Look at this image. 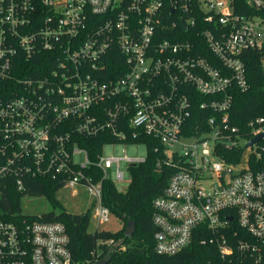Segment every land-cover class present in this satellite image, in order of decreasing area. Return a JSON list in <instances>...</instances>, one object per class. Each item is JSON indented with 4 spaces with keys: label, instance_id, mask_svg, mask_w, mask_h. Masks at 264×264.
I'll use <instances>...</instances> for the list:
<instances>
[{
    "label": "built area",
    "instance_id": "built-area-1",
    "mask_svg": "<svg viewBox=\"0 0 264 264\" xmlns=\"http://www.w3.org/2000/svg\"><path fill=\"white\" fill-rule=\"evenodd\" d=\"M248 51L264 53V0H0V190L51 177L108 223L104 182L130 184L151 137L175 169L155 251L196 239L216 247L206 264H264V117L232 122ZM105 133L146 155L92 159L75 140ZM69 244L60 222L0 220V264H74Z\"/></svg>",
    "mask_w": 264,
    "mask_h": 264
},
{
    "label": "trees",
    "instance_id": "trees-1",
    "mask_svg": "<svg viewBox=\"0 0 264 264\" xmlns=\"http://www.w3.org/2000/svg\"><path fill=\"white\" fill-rule=\"evenodd\" d=\"M263 58L264 53L259 51H248L243 56L250 89L244 93L235 90L232 106V122L240 128L253 118L264 117ZM24 67L21 66L22 69ZM75 140L88 150L92 159L102 154L104 146L116 142L107 133L90 138L77 136ZM141 141L147 143V158L144 163L129 168L131 182L127 190L118 191L111 180H106L103 185V204L121 222L117 230L90 231L93 208L80 214L69 212L57 197L63 184L51 177L28 180L25 194L9 188L0 190V220L21 223L25 219L28 222L40 220L64 224L70 237L69 248L74 264H91L97 258H107L106 264H206L215 257L216 247L202 245L196 239L175 255H161L155 251L157 228L153 223V203L163 195L175 169L165 163L164 147L158 140L143 137ZM258 163L264 165V159ZM25 196L44 197L50 204V211L21 217ZM130 221L135 223L136 230L126 238L125 230ZM110 240L114 241L113 249L106 244Z\"/></svg>",
    "mask_w": 264,
    "mask_h": 264
},
{
    "label": "rangeland",
    "instance_id": "rangeland-1",
    "mask_svg": "<svg viewBox=\"0 0 264 264\" xmlns=\"http://www.w3.org/2000/svg\"><path fill=\"white\" fill-rule=\"evenodd\" d=\"M264 67V65H263ZM104 156H124L125 154L132 157H144L146 155V149L144 146H106L103 152ZM129 180L126 174V180L124 183L116 184L117 190L120 192H125L128 188ZM77 190L76 194L74 191ZM58 200L63 203L65 208L74 214H80L86 212L90 208V197L88 193L80 188L66 187L57 193ZM22 211L28 215H41L42 213L50 211L51 207L49 202L44 197H24L22 199ZM111 220L108 223L99 224L94 213L90 220V231L94 232L96 229H108L117 230L120 225L119 219L111 215Z\"/></svg>",
    "mask_w": 264,
    "mask_h": 264
},
{
    "label": "water",
    "instance_id": "water-1",
    "mask_svg": "<svg viewBox=\"0 0 264 264\" xmlns=\"http://www.w3.org/2000/svg\"><path fill=\"white\" fill-rule=\"evenodd\" d=\"M263 138V135H259L258 137L254 138L251 142H250V145H253L255 142H257L258 140L262 139ZM136 230V225L134 222L130 221L127 226H126V230H125V237L128 238V237H131L134 232ZM118 245H116L115 247H117ZM108 262V259L105 258L99 262H97L96 264H106Z\"/></svg>",
    "mask_w": 264,
    "mask_h": 264
},
{
    "label": "crops",
    "instance_id": "crops-1",
    "mask_svg": "<svg viewBox=\"0 0 264 264\" xmlns=\"http://www.w3.org/2000/svg\"><path fill=\"white\" fill-rule=\"evenodd\" d=\"M74 192H75L76 194L78 193L77 190H75ZM90 208H92V207H91V202H90ZM90 208H89V209H90ZM89 209H87V210H89ZM82 213H83V212H82ZM119 226H121V222H120V225H119Z\"/></svg>",
    "mask_w": 264,
    "mask_h": 264
}]
</instances>
